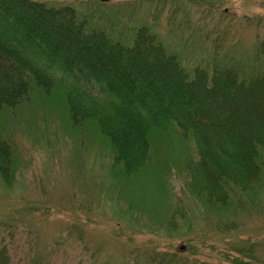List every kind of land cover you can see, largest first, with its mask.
<instances>
[{"label":"rangeland","instance_id":"obj_1","mask_svg":"<svg viewBox=\"0 0 264 264\" xmlns=\"http://www.w3.org/2000/svg\"><path fill=\"white\" fill-rule=\"evenodd\" d=\"M38 1L70 5L125 42L145 27L188 68L211 59L215 45L248 55L264 38V0ZM66 106L54 87L1 118L18 157L11 185L0 178V251L8 264H127L144 249L264 264V187L251 214L223 233L226 212L208 209L187 186L185 164L197 159L190 139L155 136L145 169L125 175L98 125L73 123Z\"/></svg>","mask_w":264,"mask_h":264},{"label":"trees","instance_id":"obj_2","mask_svg":"<svg viewBox=\"0 0 264 264\" xmlns=\"http://www.w3.org/2000/svg\"><path fill=\"white\" fill-rule=\"evenodd\" d=\"M257 40L248 55L215 45L211 59L188 68L145 27L125 42L70 5L0 0V178L9 185L18 166L1 118L55 87L73 123L93 121L108 137L125 175L145 169L155 136L190 139L197 159L185 164L187 186L208 209L226 212L222 231L231 234L264 187V38ZM144 251L127 264H215L179 249ZM0 264H8L4 250Z\"/></svg>","mask_w":264,"mask_h":264},{"label":"water","instance_id":"obj_3","mask_svg":"<svg viewBox=\"0 0 264 264\" xmlns=\"http://www.w3.org/2000/svg\"><path fill=\"white\" fill-rule=\"evenodd\" d=\"M101 1H108V0H101ZM183 248V246H180V249H182Z\"/></svg>","mask_w":264,"mask_h":264}]
</instances>
